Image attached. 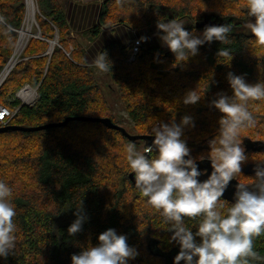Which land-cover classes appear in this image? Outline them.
I'll return each instance as SVG.
<instances>
[{"label":"trees","instance_id":"16d2710c","mask_svg":"<svg viewBox=\"0 0 264 264\" xmlns=\"http://www.w3.org/2000/svg\"><path fill=\"white\" fill-rule=\"evenodd\" d=\"M36 2L41 37L28 40L23 58L3 79L0 105L17 109L7 125L32 127L69 120L36 131H0V181L13 190L18 226L14 254L0 257V264H71L73 254L96 245L99 234L109 228L126 235L129 246L137 250L128 264H169L179 246L169 243L160 214L129 178L124 149L130 141L100 122L76 119L107 117L119 124L92 62L101 51L107 52L112 69L101 75L108 79V86L114 85L136 134H149L160 123L175 120L179 124L189 116L194 126L184 128L182 139L195 154L208 155V141L217 134L222 115L211 102L220 93L233 95L227 74L243 75L250 84L264 81V47L240 29L248 18L246 0H126L123 7L115 0H103L95 6V22L86 30L91 42L86 49L69 36L76 3ZM24 15V0H0V16L11 26L7 34L0 26V71L12 54ZM204 17L234 25L229 44L205 43L187 63L173 67L175 57L169 49L145 46L140 40L134 60L127 61L133 43L129 35L140 34L160 19L187 18L193 23L185 30L202 36L205 27L195 23ZM115 31V38L97 45L101 35ZM55 36L57 44L51 47L49 40ZM222 47L232 51L230 64L217 55ZM24 84L36 87L32 105L16 98ZM191 90H197L202 99L185 105L183 98ZM249 110L262 125L242 131L240 139L264 140V101H250ZM135 143L143 148V141ZM245 154L250 157L246 163L251 157L256 161L264 156L253 151ZM236 179L248 182L251 176L241 173ZM81 201L88 219L81 232L69 236L67 229ZM193 223L186 221L189 227ZM256 248L264 255V237L256 241Z\"/></svg>","mask_w":264,"mask_h":264},{"label":"clouds","instance_id":"9594fccd","mask_svg":"<svg viewBox=\"0 0 264 264\" xmlns=\"http://www.w3.org/2000/svg\"><path fill=\"white\" fill-rule=\"evenodd\" d=\"M115 2L123 7L126 0ZM245 7L248 19L244 27L254 37L255 44L264 47V0H246ZM0 26L5 27V34L11 27L2 16ZM156 27L161 33L162 44L175 57L173 67H177L196 56L199 47L205 43L229 44L234 25L206 26L202 36L185 30L184 24L176 19L168 22L160 19ZM140 39L146 42L147 37ZM217 55L227 58L230 64V48L222 47ZM92 66L101 73L111 72L112 62L107 52L101 51ZM227 80L233 95L220 93L211 102L222 115L217 134L208 141L212 170L206 180L198 179L202 173L182 139L184 128L194 126L189 116L182 117L179 124L173 120L154 125L148 134L154 137L151 145L144 142L143 148L138 149L137 144L130 141L124 149L129 172L134 174L135 189L160 214L162 225L172 233L169 243L175 242L179 246L174 264H181V261L184 264H264V255L256 248V241L264 237V162L257 164L251 182L236 179L248 161L241 133L256 123L249 102L264 101V81L250 84L243 75L231 72L227 74ZM201 99L197 90H191L184 96L183 103L194 105ZM233 180L238 181L234 202H222ZM73 214L76 219L67 229L69 236L81 232L88 219L82 201ZM16 216L13 190L0 181V257L4 259L13 255L16 249ZM186 221L194 223L189 227ZM137 255V250L129 246L126 235L109 228L99 234L96 245L73 254L71 264H128Z\"/></svg>","mask_w":264,"mask_h":264},{"label":"rangeland","instance_id":"374dc122","mask_svg":"<svg viewBox=\"0 0 264 264\" xmlns=\"http://www.w3.org/2000/svg\"><path fill=\"white\" fill-rule=\"evenodd\" d=\"M32 1L34 4V14H33L32 20L27 21L26 20V13H27L26 2H27V0H24V5H25L24 19H23V22H22V25L20 26V28L16 31L17 32V39L15 41L14 48L12 50V54H11L10 58L8 59V61L12 58L15 59L13 66L23 58L22 53H23V50H24L28 40L31 37H36V35H39V27H38V23L36 20V15H39V9H38V5H37L36 0H32ZM71 1L76 3L77 6L74 8V10L72 12V16H71V20H70L71 32H70L69 36L75 38L79 42L80 46L83 49H86L88 46H90L89 35L86 32V30L89 27H91L93 25V23L95 22V12H96L95 6L97 7V5L101 4L103 0H71ZM164 21L168 22V20H166V19H164ZM178 21L182 22L184 24V26H187V25L193 23L190 19H187V18L180 19ZM246 21L247 20L242 22V26L240 29L244 32L250 33L244 27V24ZM28 24L30 26V34L27 36V39L24 42V46H23L24 48L19 53H15L16 44H17L18 38H19L18 32L21 28L26 27ZM116 34L117 33L115 31L113 33H106L104 35H101L99 37L97 45L98 46L103 45L104 43L108 42L109 39L115 38ZM160 35H161V33L158 32L156 25H154L148 29H145L144 31H142L138 35L137 34H135L133 36L129 35V38H132V40L134 41L135 39L141 40L140 39L141 37H147L146 42L143 41L145 46L158 45V46L162 47L163 49L167 50L168 48L162 44V42L159 38ZM57 40H58L57 36H55L49 40L51 47H52V45L57 44ZM70 49H71V47H70ZM7 62L5 64V66L7 65ZM128 62H130V61H128ZM4 67H3V69H4ZM1 71H0V73H1ZM97 75L99 77L98 81H99L101 89L103 90V92L105 94L107 103L109 104L110 108L112 109V112L114 113V115L118 119V122H119L118 125H121L122 127H124L128 133L136 134L133 123L130 121L129 117L127 116V113L124 109L123 103H122L114 85L111 84L110 86H108L109 81H108V79L103 78V76L101 75V72L97 71ZM256 117H257V115H256ZM261 125H262L261 121L258 120V122L256 121L255 126L252 128H249L248 130L253 129L255 127H259ZM246 130L247 129H245L244 132H247ZM190 154H191V157L195 160L200 159V157H203V158L208 157V155H204V154H195V152H193V150H191ZM262 154H264V153H262ZM262 154H260V155H262ZM249 158L250 157H248V159ZM262 158H264V156H262ZM252 159H254V157H251V159L248 163L253 162L254 160H252ZM239 182H241V181H239ZM166 232L171 237L172 233L170 231H168L167 228H166ZM169 264H174V260H171Z\"/></svg>","mask_w":264,"mask_h":264},{"label":"water","instance_id":"95a60500","mask_svg":"<svg viewBox=\"0 0 264 264\" xmlns=\"http://www.w3.org/2000/svg\"><path fill=\"white\" fill-rule=\"evenodd\" d=\"M224 24H225V20L222 18L219 19L218 17H215L214 20L209 21L208 17H204L201 21L196 22L195 26L196 27H206V26H220V25H224ZM76 119L84 120V121L100 122L108 128L119 130L124 137H126L129 141H132V142L143 141V143L145 142L146 145H151L152 141L154 139L153 136H150L148 134H143V135L130 134L125 130L124 127H122L121 125L113 123L107 117H105V118H93V117L81 116V117H77ZM68 120H69V118H66L64 121L59 122V123H49V124H45V125L32 126V127L21 126V125H6V126H0V131H7V130L36 131V130H40V129H44V128H48V127H52V126L64 125ZM242 142H243V145L245 147V151L264 152V140H252L250 138L244 137L242 139ZM262 162H264V161H262ZM196 163L198 165V169L202 173V175L198 179L201 181L206 180L207 176L210 175L211 170H212L210 160L208 159V157H204L202 160L201 159L196 160ZM257 164L258 163H248L242 168V171L244 173H247V174L255 175L254 169L256 168ZM262 166H264V165H262ZM129 178H130L132 184L134 185L135 184L134 174H129ZM237 183H238L237 180H233L232 182H230L228 188L226 189V191L224 193V196L222 197L223 199L230 201V202H234V193L236 190V184Z\"/></svg>","mask_w":264,"mask_h":264},{"label":"built area","instance_id":"2783aa9c","mask_svg":"<svg viewBox=\"0 0 264 264\" xmlns=\"http://www.w3.org/2000/svg\"><path fill=\"white\" fill-rule=\"evenodd\" d=\"M36 37H41L40 36V30H39V35H36ZM139 45H140V40L135 39L132 43V46H131V53L128 57V61L134 60L135 55L137 54V52L139 50ZM8 62H7V64H8ZM11 68H12V66H11ZM8 72H9V70H8ZM2 81L0 82V84L2 83ZM16 98L20 101L21 104L32 105L37 99L36 87H32L29 84L23 85L17 91ZM16 111H17L16 108L14 110H12L8 106L0 105V126H6Z\"/></svg>","mask_w":264,"mask_h":264},{"label":"bare ground","instance_id":"6f19581e","mask_svg":"<svg viewBox=\"0 0 264 264\" xmlns=\"http://www.w3.org/2000/svg\"><path fill=\"white\" fill-rule=\"evenodd\" d=\"M26 4H27L26 20L30 21V20H32L33 14H34V4H33L32 0H27ZM18 33H19V38H18V42L16 44L15 53H19L24 48L23 47L24 46V42L27 39V36L30 34V26H29V24L26 27L21 28ZM14 61H15L14 58L10 59L8 64L1 71V73H0V82L4 79L6 73L11 68V66H13L12 64L14 63Z\"/></svg>","mask_w":264,"mask_h":264},{"label":"flooded vegetation","instance_id":"af4514ba","mask_svg":"<svg viewBox=\"0 0 264 264\" xmlns=\"http://www.w3.org/2000/svg\"><path fill=\"white\" fill-rule=\"evenodd\" d=\"M244 148H245V147H244ZM260 153H264V152H260ZM262 161H264V158H260V159H258V160H256V161H253V162H250V163H260V162H262ZM246 164H248V163H246ZM246 164H245V165H246ZM245 165H244V166H245ZM244 166H243V167H244ZM243 167H242V168H243ZM242 173L245 174V175H249V176H251V177H254L253 174H247V173H244L243 171H242ZM242 182H244V181H242ZM246 182H247V181H246ZM248 182H251V180L248 181Z\"/></svg>","mask_w":264,"mask_h":264},{"label":"crops","instance_id":"0c3cea01","mask_svg":"<svg viewBox=\"0 0 264 264\" xmlns=\"http://www.w3.org/2000/svg\"><path fill=\"white\" fill-rule=\"evenodd\" d=\"M90 44H91V42H90Z\"/></svg>","mask_w":264,"mask_h":264}]
</instances>
